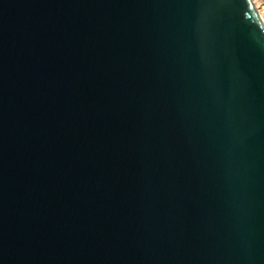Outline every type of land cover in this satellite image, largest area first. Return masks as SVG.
<instances>
[{
    "label": "water",
    "instance_id": "water-1",
    "mask_svg": "<svg viewBox=\"0 0 264 264\" xmlns=\"http://www.w3.org/2000/svg\"><path fill=\"white\" fill-rule=\"evenodd\" d=\"M0 264H264L253 0H0Z\"/></svg>",
    "mask_w": 264,
    "mask_h": 264
},
{
    "label": "built area",
    "instance_id": "built-area-1",
    "mask_svg": "<svg viewBox=\"0 0 264 264\" xmlns=\"http://www.w3.org/2000/svg\"><path fill=\"white\" fill-rule=\"evenodd\" d=\"M255 3V6L259 12V14L261 15V17L264 20V0H253Z\"/></svg>",
    "mask_w": 264,
    "mask_h": 264
}]
</instances>
